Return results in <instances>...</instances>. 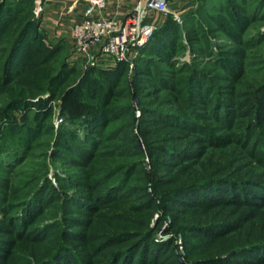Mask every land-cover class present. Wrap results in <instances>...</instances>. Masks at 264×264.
Segmentation results:
<instances>
[{
    "label": "rangeland",
    "instance_id": "obj_1",
    "mask_svg": "<svg viewBox=\"0 0 264 264\" xmlns=\"http://www.w3.org/2000/svg\"><path fill=\"white\" fill-rule=\"evenodd\" d=\"M38 1L40 0L33 1L31 9H33L32 17L34 16L40 20L39 16L42 9L38 11ZM192 2L193 0H179V4L170 2L168 14L154 13L152 18L156 20L158 28L170 14L178 22L183 23L184 15L194 7ZM258 2L260 0H253L251 5L255 6ZM176 13L179 14L180 20L176 17ZM28 14L30 15V13ZM255 14L257 16L259 12L255 11ZM23 23H11L0 40V165L5 166L7 163L5 158L7 159L13 152L19 154V157L9 165L7 171L0 167V188L6 191L3 200L12 201V205L8 206L6 204L0 208V264H37L41 255H48L60 243L69 244L77 250L78 254L82 253L83 241L77 238L80 234L76 230H83L86 228V223L91 224L93 221H97L96 212L98 210L104 211L99 216L101 221L97 226V231L104 232L106 230L105 224L112 217L122 215L123 219L127 218L128 220L127 223H124V226H128L133 231H138L146 228L140 227V223L145 222V218L148 217L149 228L155 229V241L166 242L167 240L163 236L169 234L171 236L169 239L174 238L176 246V237H181L184 241L187 261L189 264H195V259L203 258L200 252L208 247L206 243L210 240V236L208 237L201 232L186 233L185 230H182L181 227H191V224L187 222V215L192 212L198 213V210L190 209L194 208L192 206L181 205L180 202H185L181 200L189 199L185 195L179 198L178 203H168L172 206L165 205V193L172 188L174 190L182 186L185 182H190L191 177H188L190 171L196 172L199 168L203 169L199 164H188L192 159V153H188L189 149L184 150L186 147L201 148L198 139L203 134H201V127L197 129V122L182 121L177 117H158V121H163V118L172 120L161 124L153 119L157 117H154L155 115L152 113L157 109H171L181 115L189 113L193 100L197 95H191V89L187 85L186 73L177 76V81L180 80L181 85L176 83L174 85L176 88L172 84L171 87L166 88L164 85L167 81L155 79L149 82L143 81L146 85L141 86L133 75L136 68V59L139 56L138 51L126 60H117L112 56H107L99 49L90 55L77 54L70 31L68 33L65 31L66 29H63L62 33H58V22L53 25L37 22V28L33 30L25 43V49L29 50L30 53L28 54L25 51L24 54L21 53V55L23 54L21 58L22 68L26 67V69H23L22 73H17L14 70L6 80L3 71L4 61L11 42ZM224 23L229 24V22ZM239 25L232 24L230 34L225 30H221L220 38L209 37L214 43L216 51L219 48L216 45L231 46L236 51L241 59L240 61H242L243 72L246 75L248 72H255L254 70L262 66L260 58L264 57V15L255 22H244ZM201 26L206 28L204 31L211 32V26L219 29L221 25L219 22H202ZM258 34H261L262 37L253 42V46L243 42L253 36V39H257L256 35ZM195 35L190 30L185 33V48L173 59L175 68H182L185 64L205 66L206 63L212 61V59L207 58V55H198L194 51L193 44L204 46L205 43L201 39L206 40L205 35H199L198 33V39L193 38ZM195 40L198 41L195 42ZM44 56L47 63L54 64L57 70L65 64L71 74L62 77L58 84L52 86L49 91L29 96V103L23 101L11 103L13 101L10 100L7 94V88L12 85H27L31 69L40 63ZM119 61H125L128 64L129 75L127 73L125 76L128 79L120 82L119 87L124 86L126 89L123 96L120 97L118 106H120L119 111L124 112L126 108L129 111L126 110L124 114H121L116 121L106 128L101 135L100 147L94 151V156L85 160L86 164L81 165L78 160L72 162V157L80 159V156L76 155L72 149L74 146L77 148V145L68 141L61 130L65 126H75L78 122L77 120L73 121L72 118L84 114L86 110L82 109V104L86 103L85 98L79 99L76 95L79 84L90 78V70L110 72L118 67ZM209 63L208 65H210ZM258 72L251 74L248 81H252L254 76H260L261 73ZM95 75L97 74H93V76ZM216 79V82L221 84L220 86L232 82V80L228 82L220 76ZM242 81L247 82L246 78L241 79ZM237 90L239 91L238 88ZM200 94L204 95L202 91ZM210 99H212L211 96L207 99L203 98L200 102L202 112L210 104ZM94 102L96 101H91V103ZM130 107L132 109H129ZM203 114H208V116L206 120L201 118L203 121L201 120L199 124L200 126L206 124L212 133L226 134L243 131L239 129L241 128V124L238 125L239 122L235 125L232 123L221 125L222 123L220 124L217 119H213L208 111ZM176 119L181 121H175ZM188 126L190 127L188 128ZM80 133V139H84L85 135L81 131ZM234 134L233 139H228V141L233 140L232 143L223 144L222 148L218 150L210 149L211 153H214H210L211 155L208 158H204V160L211 163V167L216 168L211 171L225 169V172L230 170L229 173L232 174L237 170L242 177L263 171L264 166L261 161H256V159H252L251 156L247 155L246 149L242 147L245 141L243 143L237 142L238 133ZM229 136L231 137V135ZM220 141L222 140L216 142ZM212 145L214 144L206 146ZM251 145L256 146L258 144L251 141ZM176 146L184 147L178 150H183L188 154L184 153V155H180L177 161L172 162L166 152ZM258 146L257 148L264 149L263 143ZM208 147H205L206 150ZM2 156L4 157L2 158ZM157 158H160L159 160L165 158L164 160L169 161L170 164L157 165ZM259 158L264 162L263 155H260ZM201 176L205 177L204 175ZM143 178L146 180L143 181ZM69 179H73L74 184H70ZM84 179L88 180L89 184L97 179L95 186L103 181L110 183L112 180L116 184L123 185L124 182H127V179L129 185L120 187V193L118 194H121L120 200L125 202L130 210L127 211L123 204L119 202L111 204L113 207H106V204H103L100 209L99 206H95L94 210L77 205L72 200L79 195L78 193L86 192L88 195L90 192L85 186L76 184L80 182L79 180ZM47 182H50L49 188L43 191V195L37 196L35 201V203H38L37 210H33L31 205L28 206L29 210L25 214L23 209L13 208L22 194H34L35 190L37 192L40 190V186L42 188ZM104 186L101 184L98 192L103 190ZM138 188L145 189V192L137 191ZM126 193H129L133 199L128 201ZM136 196L138 200L140 197L143 198L144 204L154 201L155 206L152 209L143 208L144 211H139L138 209L143 204H140L142 201L135 203L134 198ZM111 202H114V200ZM1 204H4V202L1 201ZM176 207L185 208L189 213L178 211L175 209ZM207 209L205 214L209 211ZM23 212L24 216L28 215L29 212L32 214L28 221L22 222L23 224H27L25 222L29 224L26 231L22 230L19 219V223L18 220L14 221L17 215L19 216ZM147 212L150 213V216L146 215ZM200 216L201 218H198V220L213 219L212 215L204 217L200 214ZM235 217L247 220L244 228L247 227L245 231L244 229L241 231L238 237L232 239V244L237 243L238 240V243H240L243 237H250V234L255 231H264V207L250 209L245 205L244 208L235 212ZM29 220L34 221L29 223ZM42 238L46 242L39 243V240L43 241ZM120 243L116 242L114 245L118 246ZM228 243L224 242L223 244ZM225 246L223 245V247ZM217 251H219V248L208 250L206 255ZM175 252L177 253L176 249ZM173 254L174 252L170 251L169 255L165 257L163 255L161 258L162 263L175 264ZM11 260H13L12 263Z\"/></svg>",
    "mask_w": 264,
    "mask_h": 264
},
{
    "label": "trees",
    "instance_id": "obj_2",
    "mask_svg": "<svg viewBox=\"0 0 264 264\" xmlns=\"http://www.w3.org/2000/svg\"><path fill=\"white\" fill-rule=\"evenodd\" d=\"M33 1L0 0V40L11 23L24 22L11 42L4 61L3 71L6 80L14 70L17 73H22V70L26 69V67L22 68L21 64L24 51L28 54L30 53L29 50L25 49V43L33 30L37 28V22H40L34 16L32 17L33 9H31V6H33ZM252 2L253 0H193L194 7L184 15L183 23L178 22L170 14L162 25L153 32L149 41L136 50L139 56L136 59V68L133 75L141 86L146 85L144 82L155 79L167 81L165 82L166 84L163 83L166 88L172 85L176 88L174 86L176 83L181 85L179 83L180 80L177 81V76L186 73L187 85L191 89V95H197L188 114L181 115L171 109H157L152 112L155 115L154 117H157L153 118L156 121H158V117H177L182 121L197 122V129L201 127V134H203L198 139L200 140L201 148L186 147L184 149H189L188 153H192V159L188 164H199L203 169L199 168L196 172L190 171L188 174V177H191L190 182H185L182 186L174 190L172 188L165 193V205L172 206V204L168 203H178L179 198L185 195L189 199L185 198L186 200H181L185 201L180 202L181 205L183 204L186 207L192 206L194 208L190 209L198 210V213L192 212L187 215V222L191 224V227L186 228L184 226L181 227L182 230H185L186 233L201 232L208 237L210 236V240L206 243L208 247L200 252L203 258L195 259V264H264L263 230L250 234L252 237H243L240 243H238L239 240L237 243H231L232 239L238 237L241 231L243 229L245 231L247 227L244 228L247 220L235 217V212L244 208L245 205L250 209L264 207V170L242 177L241 173L237 170V172L234 171L232 174L229 173L230 170L225 172V169L211 171L216 168L211 167V163L204 160V158H208L214 153H211L210 149L218 150L222 148L223 144L232 143L233 140L228 141V139H233L234 133H238L237 142L243 143L245 141L242 147L246 149L247 155L251 156L252 159H256V161H261L264 166V162L259 158L260 155L264 156V149L257 148L262 143L264 146V57L260 58L262 66L254 70L255 72H248L245 75V72H243L244 66L236 51L231 46L224 47L221 45H216L219 47L218 51H216L214 43L211 41V36L221 37V30H225L230 34L232 24L240 26L239 24L241 23L255 22V20L257 21L263 16L264 0H260L255 6L251 5ZM255 11L259 12L257 16ZM202 22H219L221 26L219 29L211 26L212 31L208 32L204 31L206 28L201 26ZM224 22H229V24ZM189 30L196 34L193 37L195 39L199 38L197 36L198 33L199 35H205L206 40L201 39L205 45L197 46L193 44V47H195L193 49L198 55H207V58L212 59V61H209L212 64L208 62L210 65L206 63V67L199 64H185L182 68H175L173 66V59L185 48L184 35ZM256 37L257 39H253V36L243 42L253 46V42L258 41L262 36L258 34ZM21 53L23 54L21 55ZM257 71L261 75L254 76L252 77V81H248L251 74ZM127 73L129 75L128 64L125 61H119V65L115 70L110 72L90 70V78L80 82L76 95L79 99L85 98L86 103L82 104V109L86 110L84 114L72 118L73 121L77 120L78 122L75 126H65L67 128L63 127L61 130V133L68 141L77 145V148L74 146L72 149L76 155L80 156V159L72 157V162L78 160L81 165L86 164L85 160L94 156V151L100 147L99 145L102 141L101 135L106 128L116 121L121 114H124L126 110L129 111L127 108L124 112L119 111L120 106H118L120 97L123 96L126 89L124 86L119 87V85L122 80L128 79L125 76ZM69 74L71 72L65 64L57 70L54 64L47 63V59L44 56L40 63L31 69L28 84L23 86L12 85L7 88V94L10 100L13 101L11 103H20L21 101L29 103V96L49 91L52 86L54 87L58 84V81L62 77H66ZM93 74L97 75L93 76ZM218 76L223 77L228 82L232 80L231 84L220 86L221 84L216 82ZM257 77L259 79H256ZM244 78L247 80L245 83L241 82V79ZM236 82L238 83L236 84ZM201 91L204 95L200 94ZM210 96L212 99H210V104L204 108L205 111H208L209 115L213 119H217L220 124L222 123L221 125H228L230 123L235 125V123L239 122L238 125L241 124V128L239 129L243 130L242 132L215 134L207 128L206 124L200 126L199 122L202 119L206 120L208 116V114H203L205 111L202 112L200 109V102H202L203 98L207 99ZM92 100L96 102L91 103ZM129 109H132V107ZM163 114L166 116H161ZM178 119L175 121H181ZM166 121L172 120L163 118V121L158 122L165 124ZM80 131L85 135L84 139H80ZM217 140L222 141L216 142ZM251 141L257 142L258 145L250 146ZM208 144L214 145L208 147L206 146ZM205 147H208L207 150ZM181 148L184 147H172L171 150L166 152L169 154L170 161H177L180 155H184L185 151L178 150ZM18 157L19 154L13 152L7 159L5 158L6 165L3 166L2 164L0 167L7 171L9 165ZM159 159L157 158L156 160L157 165L170 164L169 161L166 162L167 160H164L165 158H162L163 160ZM206 171H208V174L205 173ZM142 180L145 181L146 179L143 178ZM73 181V179H69L70 184H74ZM79 181V183H76L77 185H83L90 190L88 195L86 192H81L72 200L80 207L94 210L95 206H99L101 209L103 204H106V207H113L111 204L119 202L123 204L127 211L130 210L129 206L120 200L121 194H118L120 193V187L129 185L127 179V182H124L123 185L116 184L113 180L110 183L103 181L101 184L105 186L99 192L98 189L101 184L95 186L97 179L90 184L85 179ZM49 183L47 182L42 188L40 186V190L37 192L35 190L36 193L34 192V194L29 192V194H22L18 202H15L13 208L23 209L25 214L29 210L28 206L32 205V209L37 210L38 203H35L37 196L43 195V191L49 188ZM137 191L145 192V189L138 188ZM5 192L4 189L0 188V208L6 204L8 206L12 205V201L3 200ZM126 196L128 197V201L133 199L129 193H126ZM113 200L114 202H111ZM1 201L4 204H1ZM134 201L135 203L142 201L140 204L143 205L140 206L139 211H144L143 208L152 209L155 206L154 201L144 204V199L140 197L138 200L137 196L134 198ZM206 208L209 210L207 214H205ZM175 209L187 214L189 213L185 208L176 207ZM103 211L98 210L96 212L97 221H93L91 224L86 223V228L83 230H76L80 234L77 238L83 241L82 253L78 254L77 250L73 249L69 244L60 243L48 255H41L38 258L37 264H163L161 258L163 255L164 257L169 255L170 251L174 252V263L180 264L175 252L174 238L166 242H156L155 229L149 228L148 217L145 218V222L140 223V227L146 228L138 231H133L128 226H124V223H127L128 220L127 218L123 219V215L112 217L106 224L104 222L106 230L101 232L97 231V226L101 221L99 216H101ZM25 214L23 212V214L17 215L16 219H14L15 222L18 219L20 220L22 230L24 231L28 230L29 224L28 222H25L27 224H23L22 222L28 221L29 217L32 216L30 212L24 216ZM200 214L204 215V217L212 215L213 219L198 220V218H201ZM146 215L150 216V213L147 212ZM30 221L33 222L34 220H29V223H32ZM41 240L43 241L39 240L38 242L45 241L44 238ZM116 242L121 243L115 246L114 243ZM224 242L229 243L223 244ZM223 245L226 246L223 247ZM214 248H219V251L206 255L208 250H213ZM12 262L13 260H11Z\"/></svg>",
    "mask_w": 264,
    "mask_h": 264
},
{
    "label": "built area",
    "instance_id": "obj_3",
    "mask_svg": "<svg viewBox=\"0 0 264 264\" xmlns=\"http://www.w3.org/2000/svg\"><path fill=\"white\" fill-rule=\"evenodd\" d=\"M86 3L83 14L73 20L70 26L76 53L90 55L99 49L107 56L117 60L128 59L136 50L146 44L158 28L154 13L168 14L169 0H135L134 7L124 16L107 12L109 0H75L69 11L75 10L80 3ZM38 11L42 0L38 1ZM178 20L180 16L175 14ZM171 236L164 235L168 240ZM177 260L189 264L185 256V245L181 237H176Z\"/></svg>",
    "mask_w": 264,
    "mask_h": 264
},
{
    "label": "crops",
    "instance_id": "obj_4",
    "mask_svg": "<svg viewBox=\"0 0 264 264\" xmlns=\"http://www.w3.org/2000/svg\"><path fill=\"white\" fill-rule=\"evenodd\" d=\"M74 1L75 0H42V12L39 16L40 22H42V24L52 25L58 22V33H62L63 29H66L65 31L68 33L70 31L71 33V23L74 19L82 16L83 7L86 4L82 2L77 9L69 11V8ZM169 1L172 2V4H177L179 2V0ZM134 4L135 0H109L107 12L109 14L117 13L120 16H124L134 7Z\"/></svg>",
    "mask_w": 264,
    "mask_h": 264
}]
</instances>
